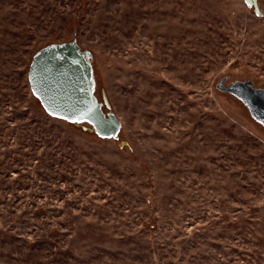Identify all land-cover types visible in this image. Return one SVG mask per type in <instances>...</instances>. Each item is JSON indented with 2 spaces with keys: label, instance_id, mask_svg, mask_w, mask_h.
Segmentation results:
<instances>
[{
  "label": "rangeland",
  "instance_id": "rangeland-1",
  "mask_svg": "<svg viewBox=\"0 0 264 264\" xmlns=\"http://www.w3.org/2000/svg\"><path fill=\"white\" fill-rule=\"evenodd\" d=\"M72 41L116 137L29 89ZM237 82L264 91V0H0V264H264V127Z\"/></svg>",
  "mask_w": 264,
  "mask_h": 264
},
{
  "label": "water",
  "instance_id": "water-1",
  "mask_svg": "<svg viewBox=\"0 0 264 264\" xmlns=\"http://www.w3.org/2000/svg\"><path fill=\"white\" fill-rule=\"evenodd\" d=\"M90 58L91 54L82 51L74 41L52 43L40 49L32 57L27 73L29 89L32 94L37 92V95L33 96L39 100L48 116L66 122L79 119L78 116L72 115L74 106L85 107L89 102L94 103L99 116L103 118V126H97L88 120L81 122L91 125L100 138L110 139L119 133L120 122L113 114L105 115L101 104L94 97ZM223 91L239 98L247 106L252 118L264 126L263 90L237 82L223 88ZM50 98L57 105L55 115H49V110H52L49 108ZM64 116H69L70 119L61 118Z\"/></svg>",
  "mask_w": 264,
  "mask_h": 264
},
{
  "label": "snow or ice",
  "instance_id": "snow-or-ice-1",
  "mask_svg": "<svg viewBox=\"0 0 264 264\" xmlns=\"http://www.w3.org/2000/svg\"><path fill=\"white\" fill-rule=\"evenodd\" d=\"M245 4L248 5L249 7H253L256 4V0H244ZM256 14L259 16L260 13L256 12ZM31 79V78H30ZM33 95L36 96L37 92L34 91ZM38 99L40 98L39 96L37 97ZM57 105L53 99L50 98L49 100V108L52 110H49V115H55V109ZM48 110V109H46ZM73 116H78L79 119L74 120L73 122L79 123L81 120H88L93 123H95L97 126H103V118L99 116V113L96 110V106L94 103L89 102L85 107H80L79 105H76L73 107ZM64 119H70L69 116H64L61 117Z\"/></svg>",
  "mask_w": 264,
  "mask_h": 264
},
{
  "label": "flooded vegetation",
  "instance_id": "flooded-vegetation-1",
  "mask_svg": "<svg viewBox=\"0 0 264 264\" xmlns=\"http://www.w3.org/2000/svg\"><path fill=\"white\" fill-rule=\"evenodd\" d=\"M218 87H219L220 90L223 92V88H224V87L222 88L220 85H218ZM230 95H231V94H230Z\"/></svg>",
  "mask_w": 264,
  "mask_h": 264
},
{
  "label": "trees",
  "instance_id": "trees-1",
  "mask_svg": "<svg viewBox=\"0 0 264 264\" xmlns=\"http://www.w3.org/2000/svg\"><path fill=\"white\" fill-rule=\"evenodd\" d=\"M256 121V120H255ZM257 122V121H256ZM258 124H260L259 122H257ZM261 125V124H260ZM262 126V125H261ZM264 127V126H263Z\"/></svg>",
  "mask_w": 264,
  "mask_h": 264
}]
</instances>
